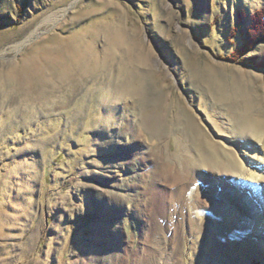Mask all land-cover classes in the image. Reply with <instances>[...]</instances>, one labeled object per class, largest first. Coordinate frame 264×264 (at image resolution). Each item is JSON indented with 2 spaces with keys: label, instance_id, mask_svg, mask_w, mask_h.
<instances>
[{
  "label": "rangeland",
  "instance_id": "rangeland-1",
  "mask_svg": "<svg viewBox=\"0 0 264 264\" xmlns=\"http://www.w3.org/2000/svg\"><path fill=\"white\" fill-rule=\"evenodd\" d=\"M263 8L0 0V264H169L166 252L151 256L174 187L165 164L176 171L204 153L214 168L251 160L264 170L239 126L247 99L263 118L264 39L237 53ZM57 10L56 23L10 49ZM201 173L181 192L180 264H264L262 188Z\"/></svg>",
  "mask_w": 264,
  "mask_h": 264
},
{
  "label": "bare ground",
  "instance_id": "bare-ground-1",
  "mask_svg": "<svg viewBox=\"0 0 264 264\" xmlns=\"http://www.w3.org/2000/svg\"><path fill=\"white\" fill-rule=\"evenodd\" d=\"M60 13H61V10H57V11L53 12L52 14H49L48 16H46L42 20V22L39 24V26L37 28L33 29L21 41H18L17 43L13 44L10 47V49L13 50V49H18V48H21V47L25 46L28 42H30V40L33 37H35L37 35L38 30L42 26H44V25H46L47 23H50V22L51 23H54V22L56 23L58 21L59 17H60ZM217 94H219V93H217ZM224 95L225 94L221 93L219 97L220 98L222 97V99H223ZM238 97H237V99H238ZM254 101L255 100L247 99L244 102L243 108H241L240 113H239L240 114V118L243 120V123L239 124V126H241L240 128H241V132L243 133V137L245 138L246 146L248 148L252 149V150H250L251 152H250L249 156L251 158H252V156H256L258 158L259 162L262 161V167H263V165H264V156L258 154V150L256 149V147L258 145H263L264 146V114L261 113L263 111V110L261 111V109H263V108L259 109L260 114L263 115L262 119H258V118L254 119L248 113L250 107L253 106ZM187 128H190V127L187 126ZM200 140H201L200 135H198L195 132L190 137V143L194 147H196L197 145L200 144ZM208 146L209 147H206V150L207 151L208 150L212 151L213 150V147H211L212 145L211 146L208 145ZM203 154H202V156H199L195 160L193 158H190V157H185V159H183L182 164H181L182 168L179 169V170H176V171H174L171 167L169 168V166L167 164H165L163 166L164 175L167 178H169V177L171 178V180L173 181V184H174L173 186L174 187L173 188L171 187L173 191H171L169 193L170 195L168 194L167 199H166L167 203L163 205L164 206V210L166 212L165 220L167 222H166L165 225L163 223H160L161 224L160 228H161V230L163 229L162 230V235H163L164 239H163V241L155 243L154 250L151 251L152 252L151 256L152 255H159L160 257H162L163 255H165V252H166L167 254H170L167 257V260L169 261V264H180V261H181V259H180L178 254H179V250H180L179 247H180V243H181L180 236L185 231V220H184V214L181 211V209H180V212L178 210V207H179L178 205H179V202H181V199H180L181 192L183 194V192L185 191V188H186V184H188L187 181L189 183L193 182V181H195V182L196 181L197 182L200 181L201 178L203 177V174L201 172H205V171H209V173L212 172L213 174L217 173V172H219V173L220 172H226L227 174H230L231 177H233V178H235L237 180H240L243 183H247V184H250V185L258 184V186L260 188H262V190L264 192V170H261V169L258 170L256 167L254 168V166L252 165V161L251 160H248L246 163L243 162V164H244L243 166L238 165V166H235L233 168V170H227L223 166H221L220 164L216 165V167L214 168L212 165L209 164L210 161H212V159L215 160L214 156L209 155L208 157L204 158L203 156L205 154L204 155ZM188 177H189V180H187ZM248 192H249V190H248ZM254 193L255 192H252V195H251V193H249V194H250V196H253ZM169 196H171L170 199H169ZM254 198H255V201L258 204H260V201L257 199V197H254ZM207 200L208 199H201V201H202V203H204V205H211L212 203L207 202ZM168 202H169V204H168ZM214 207H217L218 209L220 207L222 213H225V214L229 215L228 216L229 217L228 220H230L229 221V225L232 228H234V226H236V223H240V220L239 221H236V220L234 221V219L232 218V214L230 212L226 211L224 206L222 207L219 203H217V204H215ZM190 229H191V227H190ZM170 236H171V238H170ZM168 246L170 247V249L167 248Z\"/></svg>",
  "mask_w": 264,
  "mask_h": 264
},
{
  "label": "trees",
  "instance_id": "trees-1",
  "mask_svg": "<svg viewBox=\"0 0 264 264\" xmlns=\"http://www.w3.org/2000/svg\"><path fill=\"white\" fill-rule=\"evenodd\" d=\"M252 20V27L248 34L244 36L246 40L243 41V46L238 49V54L244 52L248 43L259 42L264 39V8L257 11Z\"/></svg>",
  "mask_w": 264,
  "mask_h": 264
}]
</instances>
